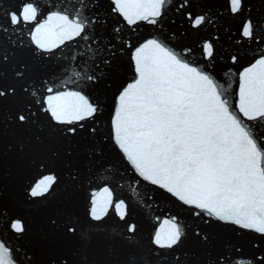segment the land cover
<instances>
[{
  "label": "snow or ice",
  "instance_id": "obj_1",
  "mask_svg": "<svg viewBox=\"0 0 264 264\" xmlns=\"http://www.w3.org/2000/svg\"><path fill=\"white\" fill-rule=\"evenodd\" d=\"M0 264H264V0H0Z\"/></svg>",
  "mask_w": 264,
  "mask_h": 264
},
{
  "label": "water",
  "instance_id": "obj_2",
  "mask_svg": "<svg viewBox=\"0 0 264 264\" xmlns=\"http://www.w3.org/2000/svg\"><path fill=\"white\" fill-rule=\"evenodd\" d=\"M125 188L133 200H144L146 197V193L143 188L137 189L135 192H133L131 188H128L127 185H125Z\"/></svg>",
  "mask_w": 264,
  "mask_h": 264
}]
</instances>
